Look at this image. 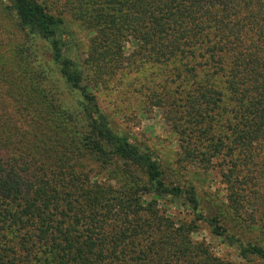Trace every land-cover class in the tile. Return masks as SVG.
Masks as SVG:
<instances>
[{
  "label": "trees",
  "instance_id": "16d2710c",
  "mask_svg": "<svg viewBox=\"0 0 264 264\" xmlns=\"http://www.w3.org/2000/svg\"><path fill=\"white\" fill-rule=\"evenodd\" d=\"M202 226L264 264V0H0V264H233Z\"/></svg>",
  "mask_w": 264,
  "mask_h": 264
},
{
  "label": "rangeland",
  "instance_id": "374dc122",
  "mask_svg": "<svg viewBox=\"0 0 264 264\" xmlns=\"http://www.w3.org/2000/svg\"><path fill=\"white\" fill-rule=\"evenodd\" d=\"M84 34V32H81L78 37V40L82 38L81 42L83 44L87 43ZM78 40L76 42L79 44ZM75 50L78 52L77 54L82 55L83 48L81 50V46L77 45ZM117 101L118 99L114 95L107 97L101 95L100 99L102 107L106 110L109 107L114 108V103ZM115 119L122 131L127 132L135 140L149 146L160 157L166 158V155H168L172 159L175 155L174 152L178 150L177 138L169 132L164 115L159 109L155 108L142 115L141 112L137 111V106H134L133 110L125 111L123 115H117ZM193 170L189 174H185L186 180H193L195 185L197 183L199 187L203 186L205 190L223 192L224 186L216 175L207 176L201 172L199 173V181H196V173ZM194 239H205L219 256L227 258L233 264H242V260L237 254L213 238L205 227L202 226L199 233L194 235Z\"/></svg>",
  "mask_w": 264,
  "mask_h": 264
}]
</instances>
